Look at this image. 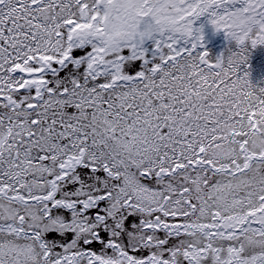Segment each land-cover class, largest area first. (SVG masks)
I'll return each mask as SVG.
<instances>
[{"label":"snow or ice","instance_id":"1","mask_svg":"<svg viewBox=\"0 0 264 264\" xmlns=\"http://www.w3.org/2000/svg\"><path fill=\"white\" fill-rule=\"evenodd\" d=\"M261 54L264 0H0V264H264Z\"/></svg>","mask_w":264,"mask_h":264},{"label":"bare ground","instance_id":"2","mask_svg":"<svg viewBox=\"0 0 264 264\" xmlns=\"http://www.w3.org/2000/svg\"><path fill=\"white\" fill-rule=\"evenodd\" d=\"M261 62H263V61H261L260 58L257 59V57H255V59H253V61H252V63H253L252 65H256V66L259 65V67H256L257 68L256 70L253 69L254 79L257 80V81L261 77H264V66L260 65Z\"/></svg>","mask_w":264,"mask_h":264},{"label":"water","instance_id":"3","mask_svg":"<svg viewBox=\"0 0 264 264\" xmlns=\"http://www.w3.org/2000/svg\"><path fill=\"white\" fill-rule=\"evenodd\" d=\"M221 43H222V40H221V38H220L219 36L214 37L213 40L210 42V47H211L212 49L219 48ZM261 55H264V54H261ZM253 59H255V57H254ZM257 59H258V57H257ZM260 60L263 61V62H261L260 65H263V66H264V59L260 58ZM252 61H253V60H252ZM252 64H253V63H252ZM256 67H259V65H258V66L253 65V69H254V70L257 69ZM260 79H261V78H260ZM260 79H259V80H260ZM259 80H258V81H259Z\"/></svg>","mask_w":264,"mask_h":264}]
</instances>
